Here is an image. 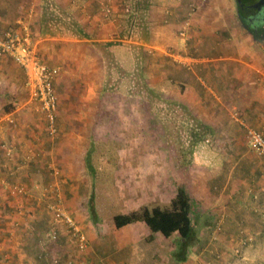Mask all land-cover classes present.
<instances>
[{
    "label": "crops",
    "instance_id": "0c3cea01",
    "mask_svg": "<svg viewBox=\"0 0 264 264\" xmlns=\"http://www.w3.org/2000/svg\"><path fill=\"white\" fill-rule=\"evenodd\" d=\"M238 1L0 0V34L11 30L29 36L40 60L56 68L58 74L54 87L56 148L30 105H15L0 115V145L11 147L8 155L0 147V264H17L24 258L26 264L33 263L31 255L36 252L64 259L71 256L68 252L73 248H68L64 232L52 241L42 232L49 221L45 201L56 196L46 187L49 193L43 191L49 183L46 160L55 166L53 172L87 173V160L97 156L89 151L96 123L105 120V125L111 126V116L116 117L115 126L139 129L133 134L130 130L116 132L121 142L139 145L128 153L122 147L121 155L116 154L126 159L121 162L124 173L151 172L156 176L154 184L159 183L147 196L145 182H139L134 190L133 184H127L128 188L123 184L122 206L129 207L126 212L145 205L167 207L179 186L190 197L192 237L184 257L175 260L186 264H264V156L245 152L248 128L264 134V8L242 7ZM126 5L130 12L123 10ZM190 5L194 11L189 17ZM104 8L110 9L108 14ZM255 11L262 16L258 22L251 16ZM187 18L186 36L181 37ZM110 55L113 58L107 59ZM112 60L123 71L112 68ZM0 79L14 92L24 82L22 69L2 54ZM3 86L0 100L11 92ZM143 86L152 87L161 100L179 101L177 105L186 112L185 135L164 132L148 136L152 134L140 130L145 106L156 110L161 105L145 101ZM108 94L119 97L118 101H109L115 96L103 100ZM103 111L109 114L107 120ZM196 129L217 144L211 147L194 138ZM153 141L162 144L147 151L145 144ZM181 141L190 148L172 145ZM34 142L39 143V158ZM151 158L157 161L153 165ZM11 183L21 184L26 195L10 194ZM50 190L61 191L59 186ZM77 192L75 187L71 195L65 184L57 195L91 245L94 235L77 210ZM110 222L113 225L112 219ZM115 229L122 231L116 238L129 254L126 264H161L162 237H178L176 233L170 237L152 233L142 221ZM197 242L204 244L205 254L195 251ZM206 255L217 259L206 260ZM72 256H78L76 260L81 257L76 251Z\"/></svg>",
    "mask_w": 264,
    "mask_h": 264
},
{
    "label": "rangeland",
    "instance_id": "374dc122",
    "mask_svg": "<svg viewBox=\"0 0 264 264\" xmlns=\"http://www.w3.org/2000/svg\"><path fill=\"white\" fill-rule=\"evenodd\" d=\"M238 2H240V5L242 7H250V8H256V9L264 8V0H239ZM256 12L257 11H255V13L251 16L258 22L262 16H261V13L256 14ZM67 22H69V20L66 21V23ZM110 58H113V57L111 55L107 57V59H110ZM109 64L112 68L116 69L117 71H120V70L123 71L121 66L118 63L117 64L114 63L113 60L110 61ZM117 71H113V72H117ZM23 75H24V82H22L18 92H14L11 86H8V84H6L5 80L2 81L0 79V86L4 85L3 88H6L8 89V91L10 90L12 92V93L9 92V94L5 96V99L0 100V113H1L0 115H3L5 112L12 110L15 107V105L28 104L31 106V109H33L32 113L38 118V120L42 122L44 126L43 133L46 134L48 139H50L51 137H53L54 139L56 132L50 133L49 128L47 126L48 125L47 119L40 111L38 102L32 98L30 89L26 85V77H25L24 72H23ZM57 75L58 74L55 75V78L57 77ZM116 75H119V74H116ZM55 78L53 82L54 87H55ZM141 89L144 90L145 94L147 95L145 99L146 102L153 103V104L160 103L161 105L156 106V110L155 109L148 110L147 105L145 106V109H144L145 115L143 116V120H142L144 121V123L142 126H140V130L144 129L145 134H152L148 136H153V135L161 136L164 132H166L168 135H171V136L179 135L180 137V136L185 135L186 131H188L185 128V121H184L186 112L181 105H177L179 104V101L174 100V99H167V98L161 100V98L157 96L158 95L157 92L155 93L152 87L148 88V86H145V87L143 86V88L141 87ZM111 96H115V97L110 98ZM108 99L110 102L111 101L116 102L118 101L119 97H117L116 95L108 94L105 98H103V100H108ZM1 109H4V110H1ZM103 114L104 115L106 114L104 116V119L107 120L109 114L104 111H103ZM111 118H112L111 126H106L105 120H100L99 122L96 123L94 132L95 130H97V132H95L94 136L92 134V137L94 139H92L89 143V151L94 153V155H97V156L87 160L89 164V171L87 173L83 175L82 174L72 175L68 173L62 174V173L53 172V167L55 166H52V165L50 166L52 161L46 160L47 165L49 164L48 166H50V167H47L46 165V168L48 169L47 181L49 180L48 181L49 183L45 184L44 187L49 186L47 187V189H49V188H55L59 186L61 191L49 190L50 193L48 192L50 195L56 194L55 197H58V199L55 197L54 199H52L53 197L52 196L51 198L45 201L44 210L46 211L49 221L47 222L42 232H45L49 228L52 227V223H51L52 217L50 213L48 212L46 205L48 202L49 203L56 202L62 199V197L60 198V196H58L57 194L62 192V185L66 184L68 185V188H71L72 190L71 195L74 194L75 187L78 188V192L76 193L78 194V199L76 200V203L78 205L77 210L81 212L83 217L89 222L92 234L94 235L93 236L94 239L93 241H91V245L89 241V243L87 244V247L84 250H79L78 248L74 246V244L71 241L68 240L67 236L64 233L67 239V242L70 244L68 248L70 247L73 248V250L70 248L71 250L68 252V254L72 256L73 252L76 251V253L78 252L79 255H81V257L77 259L78 260L77 264H126L128 263L129 259L127 258L129 254L127 253L125 247H120V243L118 242V239L116 238L118 236L120 237L122 231L121 229L116 230L114 228V225L110 224L111 223L110 221L112 217L114 216V214L124 213L127 211V209H129L128 206H124V205L122 206V202L124 201V199H122V189H123L122 185L123 184H126V185L133 184V190H134L136 185L139 182H145V186H146L145 196H147L149 193H153L154 191H156V189L159 186V183L154 184V182H156V176L152 174L151 172L146 175H140V174L138 175L136 173L126 175L124 173L125 168L123 167V165H121V162L122 164L125 163L126 159L124 158L122 160L118 158V155H121L122 147L126 148L127 151L125 153H128L130 149L136 150V148L133 146H139V145L138 143H135V142H132L131 145L129 143L121 142L120 141L121 136H117L116 132L121 134L123 130H130V133H132L133 131L137 132L139 129H138V126H134V125H128L125 128L120 127V126H115L117 124L116 117L111 116ZM55 124H56V131H57L58 114L56 117ZM111 129H113V132H111ZM63 132L65 131L63 130ZM204 136L205 135H203L202 132L200 133L198 129H196V133L193 137L196 139H199L200 142L204 141L206 145H209L211 147L217 144L215 143L214 138H211L208 136L204 137ZM53 139H50V140L52 141ZM206 139H208L209 141H206ZM111 140H114V141H111ZM34 144H35V148L38 149L39 143L34 142ZM57 144H58V139L55 138L52 142V147L56 148ZM161 144L162 142L153 141V142H147L145 145H146L147 151L150 150L153 152L154 148L156 146L160 147ZM172 145L179 147V148L182 147V149L186 147L190 148L189 146L190 144L185 143L184 141L177 142L176 144H172ZM83 147L85 148L86 144H84ZM38 151L40 152L39 149ZM245 152L249 153L250 155H255L254 152L248 149L247 142L245 143ZM159 153L160 151L158 150L156 155H158ZM116 154H118L117 157H116ZM40 156H42L41 152L39 153L38 158ZM157 160L159 161V159ZM149 161H151V165L157 162V161L154 162L153 158H151ZM203 161L204 162L210 161V165L212 166L218 165V162L212 164L211 160L209 159L203 158ZM229 165L231 164H227V167H230ZM152 168L153 167L150 166V171H152L151 170ZM122 171L124 174H122ZM12 184H18V183H12ZM152 184L154 185V187H152ZM18 185H21V184H18ZM129 185H127L126 187L128 188ZM149 185H151V187ZM48 193L47 191H44L45 195ZM89 203H92L94 206L93 214L91 213ZM60 228L58 229V233L61 231L66 232V228L64 225L63 227H60ZM176 239H174V237H172V239L171 238L165 239L162 237L160 244H159L161 246V260H162L161 264H186V262H179V260L177 259L175 260L176 256H178L180 252L178 251V245L176 244ZM51 241L48 243L47 241L46 242L43 241L42 243L51 244ZM152 245L153 244H151L150 246ZM194 246L196 247L195 251H198V253L199 252H201V254L206 253V251L203 250L204 244L198 245V242H197V243H194ZM174 250H176L178 255L177 253L176 254L174 253L175 252ZM71 256L66 257L64 259L59 256H54V257H47L43 255L40 256L38 255V252H36L31 255L32 257L31 261H33V263L30 262L29 264H65V261L66 262L70 261L71 264H74L73 262L74 260L77 262L76 258L78 256H75V257L74 256L71 257ZM131 257L133 261L137 260V257H135L133 254H131ZM55 258H58L57 262L54 261ZM205 258L206 260L207 259H210V260L217 259L215 256H207V255L205 256ZM24 259L22 261H17V264H26L27 261L25 262ZM40 261L42 263H40ZM232 261L233 259L231 258V262ZM0 262H2V260H0Z\"/></svg>",
    "mask_w": 264,
    "mask_h": 264
},
{
    "label": "built area",
    "instance_id": "2783aa9c",
    "mask_svg": "<svg viewBox=\"0 0 264 264\" xmlns=\"http://www.w3.org/2000/svg\"><path fill=\"white\" fill-rule=\"evenodd\" d=\"M125 12H130V6H124ZM109 8H104V13L108 14ZM194 5L189 6V14L193 13ZM184 26L180 31L181 37L186 36V26L189 24V18L184 20ZM29 36L14 33L11 30H5L0 34V54L10 57L17 65H19L26 77V85L30 89L32 98L39 104V109L46 117L50 133L56 132V117H57V96L54 91V78L57 74L56 68L50 67L40 60L33 48L29 44ZM10 124L14 126L13 120ZM206 141H209L206 139ZM246 141L248 149L256 155L264 156V134L255 128H248L246 131ZM1 149L8 155L11 152V147L5 143L0 145ZM49 187V186H47ZM46 187V188H47ZM45 188V187H44ZM47 191L50 190H44ZM8 191L14 197L25 195L26 191L22 185L10 184ZM46 208L50 213L52 220V227L44 234L50 240L58 238L59 226H65V235L79 250H84L87 247L88 238L83 228L73 218V216L66 210L60 200L56 202L47 203ZM18 225V223L16 224ZM55 262L58 258L54 259ZM65 264H71L70 261Z\"/></svg>",
    "mask_w": 264,
    "mask_h": 264
},
{
    "label": "trees",
    "instance_id": "16d2710c",
    "mask_svg": "<svg viewBox=\"0 0 264 264\" xmlns=\"http://www.w3.org/2000/svg\"><path fill=\"white\" fill-rule=\"evenodd\" d=\"M89 205L93 214L94 206L92 203ZM190 208V197L187 191L179 186L167 207L145 205L133 211L114 214L112 222L115 228H120L129 223L142 221L152 233L159 232L164 237H170L176 233L178 236L176 244L180 251L177 255L181 258V256L184 257L188 242L191 241L194 227ZM178 256L177 259H179Z\"/></svg>",
    "mask_w": 264,
    "mask_h": 264
}]
</instances>
